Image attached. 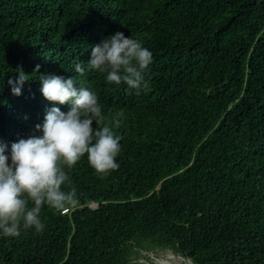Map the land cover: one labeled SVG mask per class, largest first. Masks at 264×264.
<instances>
[{"label": "trees", "instance_id": "obj_1", "mask_svg": "<svg viewBox=\"0 0 264 264\" xmlns=\"http://www.w3.org/2000/svg\"><path fill=\"white\" fill-rule=\"evenodd\" d=\"M117 31L153 53L138 89L88 65ZM17 69L31 79L19 96ZM48 74L96 92L94 128L123 112L119 167L82 157L69 171L79 203L0 236V264H137L141 241L192 264H264V0H0V144L68 111L43 98Z\"/></svg>", "mask_w": 264, "mask_h": 264}, {"label": "clouds", "instance_id": "obj_2", "mask_svg": "<svg viewBox=\"0 0 264 264\" xmlns=\"http://www.w3.org/2000/svg\"><path fill=\"white\" fill-rule=\"evenodd\" d=\"M152 58L143 41L117 31L91 47L88 65L105 74L109 84L124 83L129 89H138ZM81 70L77 65L76 71ZM29 77L22 69L16 70L15 77L8 80L13 95H21ZM38 79L45 100L69 108L63 112L52 107L32 134L10 148L0 144V236L18 237L29 229L42 231L45 205L56 210L75 207L79 200L69 171L85 155L98 173L119 167L116 157L121 137L114 128L119 127L123 112L118 111L108 125L94 128L104 120L95 91L55 74ZM175 260V249L165 247L147 251L138 264H175Z\"/></svg>", "mask_w": 264, "mask_h": 264}, {"label": "rangeland", "instance_id": "obj_3", "mask_svg": "<svg viewBox=\"0 0 264 264\" xmlns=\"http://www.w3.org/2000/svg\"><path fill=\"white\" fill-rule=\"evenodd\" d=\"M94 206L95 205H92V207ZM153 249H160V248L152 245L150 242L141 241L139 244L132 242L129 259L132 262L138 264V261L145 257L146 252L151 251ZM175 264H192V263L188 259H185L180 255L176 254Z\"/></svg>", "mask_w": 264, "mask_h": 264}, {"label": "built area", "instance_id": "obj_4", "mask_svg": "<svg viewBox=\"0 0 264 264\" xmlns=\"http://www.w3.org/2000/svg\"><path fill=\"white\" fill-rule=\"evenodd\" d=\"M67 210L62 211V213H66Z\"/></svg>", "mask_w": 264, "mask_h": 264}, {"label": "bare ground", "instance_id": "obj_5", "mask_svg": "<svg viewBox=\"0 0 264 264\" xmlns=\"http://www.w3.org/2000/svg\"><path fill=\"white\" fill-rule=\"evenodd\" d=\"M179 259V258H178ZM181 260V259H180Z\"/></svg>", "mask_w": 264, "mask_h": 264}]
</instances>
